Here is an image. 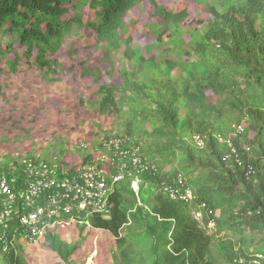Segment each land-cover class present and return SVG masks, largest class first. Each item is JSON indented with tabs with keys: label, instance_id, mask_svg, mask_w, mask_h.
Segmentation results:
<instances>
[{
	"label": "trees",
	"instance_id": "obj_1",
	"mask_svg": "<svg viewBox=\"0 0 264 264\" xmlns=\"http://www.w3.org/2000/svg\"><path fill=\"white\" fill-rule=\"evenodd\" d=\"M139 1L0 0V42L10 43L0 52L10 51L17 42L42 73H54L57 63L48 57L83 28L94 32L97 48L116 51L128 45L120 34ZM149 2L163 22L149 26L156 41L145 52L164 44L183 56L175 64L160 63L167 65L160 69L158 56L147 60L140 50L127 47L122 62L135 65L118 69L120 85H101L98 67L84 68L83 75L98 85L97 99L89 105L100 115L123 119L126 145L143 143L140 154L153 167L136 173L129 165L132 170L110 195L109 218L93 216L90 225L113 236L118 245L115 256L125 264L135 259L143 264H264V0H206L211 20L187 31L181 26L186 12L173 13L156 0ZM87 6L95 18L84 24L82 10ZM108 63L112 76L116 65ZM10 65L15 70L17 61ZM170 68L179 74L173 76ZM214 95L218 100L213 104ZM244 123V132L231 139L232 153L227 138L235 133L233 127ZM195 137L202 140V148ZM5 171L9 178L21 174ZM134 180L138 194L131 188ZM178 180L193 191L191 203L171 200L163 191L166 185L179 188ZM193 209L202 211L205 220L214 218L213 235L193 218ZM19 211L21 215L23 209ZM18 217L13 214L8 234L0 229V264H28ZM226 232L240 235L238 245L215 240ZM246 232L260 234V243L252 246ZM138 233L152 239L150 250L141 254L133 249ZM45 239L64 264H75L76 246L52 234Z\"/></svg>",
	"mask_w": 264,
	"mask_h": 264
},
{
	"label": "rangeland",
	"instance_id": "obj_2",
	"mask_svg": "<svg viewBox=\"0 0 264 264\" xmlns=\"http://www.w3.org/2000/svg\"><path fill=\"white\" fill-rule=\"evenodd\" d=\"M156 2L173 13H187L186 19L181 23L184 31L198 27L200 22L211 20V15L205 8L206 0ZM71 17L73 15L68 16ZM94 18L95 12L88 6L82 10L84 24ZM161 22L163 21L154 13L151 2L140 0L125 18L126 26L120 34L121 40L127 41L128 45L107 53L101 47H96L94 32L83 28L76 36L68 37L55 56L48 57L49 61L57 63L51 69L54 73H42L35 66L34 59L28 60L25 48L17 42L12 43L10 51L0 52V168L7 166L13 171L15 164H20L27 157H39L52 163L63 160L59 163L71 167V164H80L88 153L93 152L97 156L101 150L100 140L117 132L121 133L123 119L108 114L100 115L89 105L97 99L98 85L91 77L83 75L84 68L98 67L101 85H120L118 69L123 66L129 69L131 65H135L134 61H129L126 65L122 62L127 47L130 50H140L147 60L158 56L156 64L160 69L166 68V64L160 66V63L171 64L175 57L174 53L162 51L169 48V45H163L162 48L150 47L147 52L144 50L156 41L149 26ZM8 44V40L0 42V51H5ZM15 60L17 66L13 70L10 61ZM108 61H114L116 65L112 76L108 74ZM177 73L178 69H175L173 74ZM210 99L213 104L218 100L215 95ZM140 145L142 147L143 143ZM197 145L201 148L204 146L199 142ZM172 167L167 166L164 171L167 172ZM219 215V212L216 213L217 217ZM62 228L64 231L59 234L63 236L62 241L77 248L72 257L75 264H125L122 257L115 256L118 245L108 232L93 229L86 222L82 226L72 222ZM142 233L133 237V249L139 254L149 251L152 244L150 236ZM209 233L212 235L213 230ZM126 235L127 232L123 231V236ZM239 237L238 234L226 232L216 236L215 240L227 239L238 245ZM245 237L249 243L252 242V246L260 243L262 238L260 234L250 232H246ZM45 238L46 235L34 244L22 242L28 264H64L59 255L51 251ZM131 264L143 263L135 259Z\"/></svg>",
	"mask_w": 264,
	"mask_h": 264
},
{
	"label": "clouds",
	"instance_id": "obj_3",
	"mask_svg": "<svg viewBox=\"0 0 264 264\" xmlns=\"http://www.w3.org/2000/svg\"><path fill=\"white\" fill-rule=\"evenodd\" d=\"M164 39H165L164 43H166L167 38H164ZM162 46H160V48H162ZM162 51L170 52L167 50V48H165ZM170 53H173V52H170ZM177 56L178 58L181 57L180 55L175 54V57L173 58L172 63L175 64L176 62H178ZM175 69L177 68H170V71H172L171 74L173 76H176L179 74V70L176 75L173 74V71ZM147 104H149V101ZM149 105L153 107L152 104H149ZM245 126L246 124L244 123L243 125H240L238 127H233L235 130V133L231 134L227 138V142L229 146L231 147L232 153H235V149L231 146L232 145L231 139L234 138V136L236 135H241L244 132ZM117 133L110 135L108 137L102 138L100 140L101 144L99 146V149L101 148V150L97 154V156L93 152L88 153L87 155H84L83 161H81L80 164H75V165L71 164V167H69L64 164H60L59 163L60 160H57L55 163H52V162H47L39 157L38 158L27 157L21 160L20 164L16 163L14 170H13V171H20L21 174L19 177L21 178L19 177L18 179L9 178L7 176V172L5 171V169L6 168L9 169V167L6 166L4 168H0V180L2 176H5L7 180L9 181V185H10L12 192L15 194H20L21 192H27L29 185L34 180H36L38 177H40L42 180H45L47 182L56 181V183L59 185L62 182H68L70 185H75L77 183L83 185L84 180L88 176H93L95 180L97 181L103 180L107 185L108 197H107L106 205L110 212V207H109L110 206L109 204L110 195L113 193L115 186L125 179V174L127 171H131L132 169H134L136 173H138L140 169L138 167L136 168L133 165V159L139 158L141 161V164L144 166L145 170L140 171L139 173H144L147 170H149V168L151 170L153 169V167H151L150 162L147 159L142 158L140 154V148H139L141 145L138 146L137 144L136 145L132 144L130 146H127L126 145L127 141L125 140L124 135L120 133L119 135L120 137H118ZM194 141L196 143L199 142L200 144L203 145L202 140H200L199 137H195ZM220 141H223V139L221 138ZM62 161L63 160H61L60 162ZM29 165H32L33 168H30ZM129 165H131L132 169L129 168ZM114 171H116V173H114ZM36 173H38V175H36ZM41 174L43 177H41ZM117 176H122V179L114 183L113 180ZM179 181L180 180H178L177 182L179 188L166 185L165 188H163V191L166 193L168 198L171 200L178 201V202L183 201L184 203H191L194 200L193 191L189 188H186L184 182L180 183ZM56 183L52 189H48L45 193L37 197L35 199V204L31 207L23 205V203L19 199H16L11 209V218L7 224V227L5 228L0 225V229L4 230L7 234L11 231L10 225L12 223L14 213H17L18 216H20V218L18 217V219H19V226L21 228L20 219L22 215H28L30 213H33L38 206H44L47 202L48 195L58 192V191L64 192V189L61 188ZM131 188L136 194H138V191H139L138 180H134L132 182ZM138 205L141 207L143 206L141 201H138ZM19 208L23 209V213L21 215H20ZM1 210H4V206H1ZM109 212L108 214L104 215V214H98V213H91L90 211H82V213H77L76 211H74L69 216H65V215L60 216L56 218L55 220H53L52 223H50L49 228L45 229L44 235L42 237H44L45 235L47 236L48 234L54 233L52 235H55L60 240H62L61 238H63V236H60L59 234H62L64 231V229L62 228L63 225H69V224H72V222H75V225L82 226L86 222L88 226H91L90 225L91 217L101 216L102 218H109L110 216ZM191 213H192L193 218L200 224V226L204 229H207L208 233L211 230H213V233L215 232V228H216L215 222L216 221L214 220L213 217L212 218L208 217V219L205 220L202 211H200L199 209H193ZM215 217H217L216 214H215ZM55 229H57L56 233L54 232ZM21 232H22V236L20 237V244L22 245V242L27 241V240H25L23 237L24 234H23L22 228H21ZM1 241L3 242L2 251L6 252V250L8 249V243H7V238L5 235H3ZM27 242L29 244H34V243H30L29 241Z\"/></svg>",
	"mask_w": 264,
	"mask_h": 264
},
{
	"label": "built area",
	"instance_id": "obj_4",
	"mask_svg": "<svg viewBox=\"0 0 264 264\" xmlns=\"http://www.w3.org/2000/svg\"><path fill=\"white\" fill-rule=\"evenodd\" d=\"M133 165L136 168L144 169L139 158L133 159ZM29 167L33 168L32 165ZM41 177H43L42 174ZM121 179L122 176H117L113 182L116 183ZM179 182L181 183V181ZM55 183L56 181L47 182L38 177L29 185L27 192L15 194L12 192L7 178L2 176L0 180V225L7 227L16 199H19L23 205L31 207L35 204V199L48 189H52ZM59 186L64 189V192L58 191L48 195L44 206H38L33 213L22 215L20 225L23 229V237L30 243L37 242L44 235L45 229L49 228L50 223L60 216H69L74 211L108 214L109 209L106 205L108 190L103 180L97 181L93 176H88L83 185L79 183L70 185L68 182H62ZM1 206H4V210H1ZM258 257L260 258V256Z\"/></svg>",
	"mask_w": 264,
	"mask_h": 264
}]
</instances>
